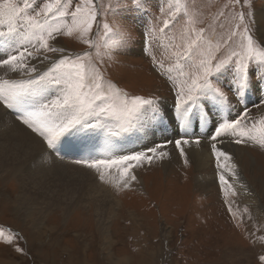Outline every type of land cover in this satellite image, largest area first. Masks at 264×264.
I'll return each instance as SVG.
<instances>
[{"label":"snow or ice","instance_id":"6c2138e0","mask_svg":"<svg viewBox=\"0 0 264 264\" xmlns=\"http://www.w3.org/2000/svg\"><path fill=\"white\" fill-rule=\"evenodd\" d=\"M73 2L0 0V26L6 27L0 30V131L15 128L38 138L41 167L78 166L119 193L139 182L137 169L170 160V145L187 166V149L202 143L190 131L198 124L209 129L207 146L229 215L237 227L246 216L251 219L247 207L235 206L238 187L248 189L228 148L251 143L264 150V126H255L246 102L257 81L264 82V35H256L252 0H227V27L221 19L224 11L198 20L181 0H171L170 8L175 7L162 26L140 33L142 52L175 93L171 111L161 106L160 96L132 93L106 76L105 57L115 62L113 54L135 41L131 25L137 18L128 24L122 19L131 11L143 12L144 0H110L108 6L79 0L74 7ZM107 14L114 19L103 23V35L97 38L99 17ZM180 14L184 23L168 36ZM161 33L168 40L170 63L152 53ZM61 37H74L86 47L71 51L57 43ZM255 107L264 109V99ZM166 121L183 131L141 150L120 146L117 138ZM96 140L100 150L90 147ZM77 146L80 157L66 160L65 148ZM249 235L264 243V235ZM0 238L17 253L24 252L16 243L23 238L19 233L0 229ZM259 260L264 264V255Z\"/></svg>","mask_w":264,"mask_h":264},{"label":"rangeland","instance_id":"374dc122","mask_svg":"<svg viewBox=\"0 0 264 264\" xmlns=\"http://www.w3.org/2000/svg\"><path fill=\"white\" fill-rule=\"evenodd\" d=\"M75 2L79 0H74L73 7ZM97 2L108 6L110 0ZM170 4L171 0H144L143 12L126 13L122 19L126 24L133 17L137 18L131 25L135 41L126 51L113 54L115 62L105 57L108 79L135 94L160 96L161 106L168 111L174 105L175 93L171 84L153 69L151 57L142 52L140 33L153 26H162L167 12L175 7L172 4L170 8ZM181 4L198 20L209 19V13L218 15L224 11L221 19L227 27L231 17L225 8L227 0H181ZM252 8L256 35L260 37L263 34L259 30H264V0H252ZM113 19L111 14L99 17L97 38L103 35V23L106 20L111 23ZM185 19L180 14L167 35L177 33ZM57 43L74 52L86 47L74 37H61ZM167 44L164 34H159V42L153 44L152 53L157 59L170 63ZM262 84L264 82L257 81L246 98L257 128L264 126V109L255 107L264 99ZM170 127L175 136L182 130L165 122L156 132L163 134ZM149 130L147 127L150 134ZM207 130H203L205 136ZM142 141L140 135L137 143L122 142L121 146L141 150L154 145L146 146ZM206 142L207 139L202 140L200 146L209 155L202 169L191 157L187 166L179 157L171 158L137 169L139 182L131 189L116 193L104 185L120 202L114 207L116 214L107 222L110 212L99 213V221L92 203L86 208V202H79L84 206L75 211L73 207L63 214L61 210L55 211V207L45 208L40 200L29 202L25 195L21 197L18 185L15 189L14 183L7 182L10 179L7 172L0 173L6 177V180L2 178L4 182L0 180V229L5 233H19L23 238L16 243L24 249L22 254L17 253L0 238V264H262L259 257L264 255V243L254 242L249 234L264 235V227H261L264 225V150L251 143L238 148L231 145L234 151L228 149L238 154L236 162L248 189L242 190L243 193L238 190L237 197L233 198L235 206L241 210L247 207L251 216V219L246 216L245 223L237 227L223 202L215 162ZM67 148L65 159L80 157L77 152L74 155L66 152Z\"/></svg>","mask_w":264,"mask_h":264},{"label":"bare ground","instance_id":"6f19581e","mask_svg":"<svg viewBox=\"0 0 264 264\" xmlns=\"http://www.w3.org/2000/svg\"><path fill=\"white\" fill-rule=\"evenodd\" d=\"M1 28L3 29L6 27L0 26V30ZM259 31L264 35L263 29H260ZM0 75H4V73L0 71ZM262 86H264V84H262ZM149 127L150 134L148 133L146 128L140 132L128 133L125 136L118 138L120 146L122 145V142L137 143L140 135L141 139L143 140L142 143L146 144V146H148L149 144H155V142L158 141L176 138L174 130L171 127L166 131H163V134L156 132L159 126ZM203 130L205 129H201L197 124L190 131L192 136H200L204 142V139L208 138L209 131L206 129L207 135L205 136ZM6 131L7 133H4V131H0V173L7 172V174L10 176V179L7 180V182L14 183L15 189H18L19 187V193L21 197L22 195H25L24 198H26L29 202H31V200H40V203H42L45 208L55 207V211L58 210V212H60L61 210V213L63 214H66V212H68L73 207V211L78 210L79 206L85 205V207L88 208L92 203L95 207L96 216L99 221V213L101 212H110V215L107 217L106 222L111 215L116 214V208L114 207L120 204L119 200L116 199V197L113 196V194L110 192L111 189L105 190L106 187L104 188L103 184H100L98 181H96L92 177V174L90 172L80 169L78 166L72 165H53L50 167H41V144L39 142V139L26 132H19L15 128ZM182 131L183 130H181L180 133ZM171 134H173V137L171 136ZM131 139H135L134 142H130ZM90 147L94 150H100L99 141H92ZM129 147L130 146H128V148ZM232 148L231 150L234 151V149ZM168 150L172 153V159L179 157L178 153L174 149V146L170 145ZM81 151L82 149L78 146L68 147L66 149V152L73 155L75 152H77V154H81ZM187 152L189 158L191 157L195 161L197 167H204L205 163H207L209 155L202 149V147L192 145L187 149ZM237 155L235 152V160ZM241 156L243 157L244 155ZM2 178L5 179L6 177L0 176V180L3 181ZM243 180H246V178H242L241 176V183H243ZM197 183L199 184V182ZM238 190L243 193V189H239L238 187ZM79 202L86 203L84 205H81L79 204ZM51 212L54 213V211ZM28 222L29 221H27V223Z\"/></svg>","mask_w":264,"mask_h":264}]
</instances>
